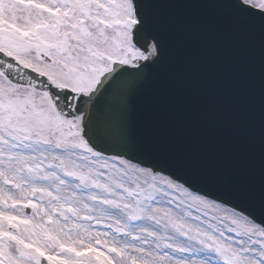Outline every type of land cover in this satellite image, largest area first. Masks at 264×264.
<instances>
[{"label": "snow or ice", "instance_id": "obj_1", "mask_svg": "<svg viewBox=\"0 0 264 264\" xmlns=\"http://www.w3.org/2000/svg\"><path fill=\"white\" fill-rule=\"evenodd\" d=\"M0 264H264V0H0Z\"/></svg>", "mask_w": 264, "mask_h": 264}]
</instances>
